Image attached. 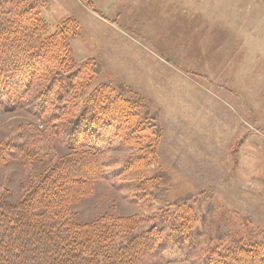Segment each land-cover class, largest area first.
I'll return each instance as SVG.
<instances>
[{
  "label": "rangeland",
  "instance_id": "rangeland-1",
  "mask_svg": "<svg viewBox=\"0 0 264 264\" xmlns=\"http://www.w3.org/2000/svg\"><path fill=\"white\" fill-rule=\"evenodd\" d=\"M44 6L47 33L69 18L79 25L69 39L75 62L98 61V83L123 85L151 102L163 129L156 162L125 177L114 175L134 153L116 137L100 157L109 181L74 207L79 222L135 215L139 232L175 230V199L199 191L189 202L199 220L195 231L187 239L166 232L161 248L137 264H209L219 243H264V0H45ZM28 122L31 114L0 107V143ZM158 166L167 179L154 199L156 191L136 187L156 178ZM42 168L0 169V197L18 201Z\"/></svg>",
  "mask_w": 264,
  "mask_h": 264
},
{
  "label": "trees",
  "instance_id": "trees-1",
  "mask_svg": "<svg viewBox=\"0 0 264 264\" xmlns=\"http://www.w3.org/2000/svg\"><path fill=\"white\" fill-rule=\"evenodd\" d=\"M43 1L0 0V107L33 117L0 143V169L11 163L43 167L18 201L0 197V264H137L161 248L166 232L178 230L187 239L195 231L199 220L189 202L200 192L175 199V230L139 232L135 215L79 222L74 207L109 181L100 157L116 137L120 148L134 153L114 175L125 177L156 162L163 129L151 102L123 85L98 83V61L75 62L69 39L79 25L72 18L47 33ZM158 167L156 178L136 187L156 191L154 199H161L160 182L167 179ZM125 197L135 205L133 196ZM209 255V264H264V243H219Z\"/></svg>",
  "mask_w": 264,
  "mask_h": 264
}]
</instances>
